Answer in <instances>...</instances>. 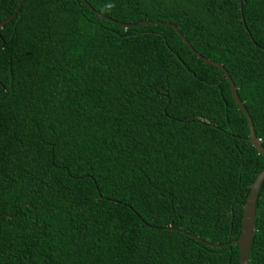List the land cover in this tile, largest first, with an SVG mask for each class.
Wrapping results in <instances>:
<instances>
[{"label": "trees", "instance_id": "obj_1", "mask_svg": "<svg viewBox=\"0 0 264 264\" xmlns=\"http://www.w3.org/2000/svg\"><path fill=\"white\" fill-rule=\"evenodd\" d=\"M240 1L21 2L0 29V264H238L264 158L221 71L134 25L221 65L264 150V0ZM253 226L264 264V178Z\"/></svg>", "mask_w": 264, "mask_h": 264}, {"label": "water", "instance_id": "obj_2", "mask_svg": "<svg viewBox=\"0 0 264 264\" xmlns=\"http://www.w3.org/2000/svg\"><path fill=\"white\" fill-rule=\"evenodd\" d=\"M23 0H20L17 8L15 9V11L6 19H4L3 21L0 22V29L1 27L7 23L8 21H10L15 14L17 13L21 2ZM84 4V6L94 12L92 10V8L84 2V0H81ZM238 4H239V9H241V1L238 0ZM107 21L113 22L117 25H120L117 22H114L110 19H106ZM164 25L167 26L169 28H171L176 34L177 36L181 39V41L185 44V46L187 47V49L190 51L191 54H193L197 59H199L200 61H202L205 64L211 65L213 67H215L216 69H218L219 71H221V73L223 74V77L225 79V81L228 84L229 87V91L231 94V97L234 101V104L236 105L237 109L242 113V115L244 116V118L246 119V123H247V127H248V138H247V142L250 143L253 148L257 151V153L264 158V150L262 149V147L260 146L258 140H256V138L254 137L253 131H252V125L249 119V116L245 110V108L243 107V105L241 104V102L239 101L237 94H236V90L234 85L232 84L228 74L226 73V71L223 69V67L213 61H210L208 59H204L202 58L198 53H196L192 47L188 44V42L186 41V39L184 38L183 35H181V33L179 32V30L168 23H156V22H147V21H143L140 22L134 26H146V25ZM245 28V27H244ZM250 39V36H248ZM251 42L253 43V41L251 40ZM0 92H3V88L1 87ZM264 178V169L257 175V177L255 178V180L253 181V183L250 186L249 189V193L247 195L244 207H243V213H242V219H241V227H240V235L238 237L237 240L229 243V245H237L238 247V251H239V262L238 264H247L248 262V249H249V245L252 239V234L254 231V226H253V214H254V208H255V198H256V193L258 190L259 185L261 184L262 180ZM146 227H150L148 225L145 224ZM169 229V228H168ZM178 232H181L179 230H177ZM196 239V238H195ZM198 240V239H196ZM200 241V240H198ZM210 247H216V248H220V247H224L226 245H211V244H206Z\"/></svg>", "mask_w": 264, "mask_h": 264}]
</instances>
